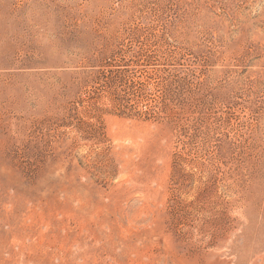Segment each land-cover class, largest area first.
<instances>
[{
  "label": "rangeland",
  "instance_id": "374dc122",
  "mask_svg": "<svg viewBox=\"0 0 264 264\" xmlns=\"http://www.w3.org/2000/svg\"><path fill=\"white\" fill-rule=\"evenodd\" d=\"M0 264H264V0H0Z\"/></svg>",
  "mask_w": 264,
  "mask_h": 264
}]
</instances>
